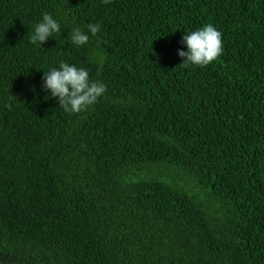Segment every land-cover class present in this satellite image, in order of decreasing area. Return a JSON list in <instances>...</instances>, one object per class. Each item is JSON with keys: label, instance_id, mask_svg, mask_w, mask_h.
Instances as JSON below:
<instances>
[{"label": "trees", "instance_id": "obj_1", "mask_svg": "<svg viewBox=\"0 0 264 264\" xmlns=\"http://www.w3.org/2000/svg\"><path fill=\"white\" fill-rule=\"evenodd\" d=\"M208 24L222 54L184 63ZM61 61L105 95L46 98ZM0 264H264V0H0Z\"/></svg>", "mask_w": 264, "mask_h": 264}, {"label": "clouds", "instance_id": "obj_2", "mask_svg": "<svg viewBox=\"0 0 264 264\" xmlns=\"http://www.w3.org/2000/svg\"><path fill=\"white\" fill-rule=\"evenodd\" d=\"M111 0H104L105 4ZM102 28L101 24H88L86 32L76 28L71 33V41L76 46H84L90 36H97ZM54 33H61V24L51 13L45 12L30 36V43L43 47L53 37ZM182 45L186 47L178 50V55L184 63L205 67L216 60L223 52L222 33L212 24L183 35ZM43 90L50 93V97L58 100L60 108L69 113H80L96 104L105 95L106 85L90 78L89 71L61 61L58 67L44 71ZM11 107V105H9Z\"/></svg>", "mask_w": 264, "mask_h": 264}]
</instances>
